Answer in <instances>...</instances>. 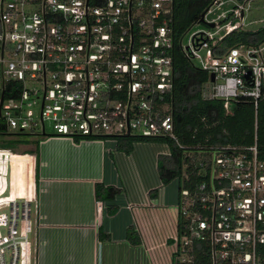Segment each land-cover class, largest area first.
I'll return each mask as SVG.
<instances>
[{
	"label": "built area",
	"instance_id": "1",
	"mask_svg": "<svg viewBox=\"0 0 264 264\" xmlns=\"http://www.w3.org/2000/svg\"><path fill=\"white\" fill-rule=\"evenodd\" d=\"M172 1L0 0V136L109 143L108 154L117 152L116 137L134 135L147 141L132 146L158 144L169 155L167 144L153 140L177 142L167 100L174 85ZM255 1L234 0L212 18L231 2L214 0L203 16L210 30L191 33L182 47L208 74L202 98L222 101L227 112L231 100L249 98L256 107L264 97V43L216 54L227 35L247 26ZM18 157L37 172V153L0 149V264H33L37 179L31 197L11 199ZM210 161L208 182L192 193L177 190L183 225L162 243L168 264H264V151L256 142L219 146ZM103 206L96 201L99 215Z\"/></svg>",
	"mask_w": 264,
	"mask_h": 264
},
{
	"label": "crops",
	"instance_id": "2",
	"mask_svg": "<svg viewBox=\"0 0 264 264\" xmlns=\"http://www.w3.org/2000/svg\"><path fill=\"white\" fill-rule=\"evenodd\" d=\"M104 147L64 138L38 145L37 264H168L162 243L177 227L178 184L163 186L159 180L157 158L166 155L164 147L140 143L128 155L106 154ZM32 170L35 177V164ZM98 183L122 190L104 203L100 215L94 194ZM108 206L117 212L108 215ZM128 227L139 234L140 245L126 241ZM99 230L107 240L99 241Z\"/></svg>",
	"mask_w": 264,
	"mask_h": 264
},
{
	"label": "trees",
	"instance_id": "3",
	"mask_svg": "<svg viewBox=\"0 0 264 264\" xmlns=\"http://www.w3.org/2000/svg\"><path fill=\"white\" fill-rule=\"evenodd\" d=\"M214 0H173L171 4L172 59L174 85L167 97L173 118V135L177 142L168 137L155 138L154 142L167 144L169 155L157 158V174L163 186L178 181L179 190L192 193L198 185L208 182L212 148L219 146L248 147L256 142L264 151V97L257 106L249 98L239 97L229 103V112L220 100H204L202 86L208 82L206 71L195 67L182 50V38L193 25L199 24L200 18ZM264 43V26L248 31L239 29L227 35L218 45V55L227 49L256 47ZM4 137L3 135H1ZM118 151L130 154L133 142H146L134 135L116 137ZM0 149H9L2 144ZM37 153V152H28ZM122 192L113 186L95 185L96 201L108 203ZM157 190L148 195L154 198ZM118 208L108 206L106 213L114 215ZM183 221L179 216L177 229H182ZM99 241L107 240L100 230ZM126 241L132 246L141 244L139 234L132 227L126 229ZM171 241H169L170 243ZM174 264H177L174 261Z\"/></svg>",
	"mask_w": 264,
	"mask_h": 264
},
{
	"label": "rangeland",
	"instance_id": "4",
	"mask_svg": "<svg viewBox=\"0 0 264 264\" xmlns=\"http://www.w3.org/2000/svg\"><path fill=\"white\" fill-rule=\"evenodd\" d=\"M223 1H228V0H223ZM233 7H234V0H231V2H226L222 8L216 10L215 13L210 17L214 18L217 15L221 14L222 12L232 9ZM225 21H219L218 24L222 25L223 23H225ZM245 23L247 24V26H245L244 29L248 31H255L264 26V0H258L250 4V9L249 12L247 13ZM201 29L210 30L206 25L202 23L193 24L183 35L181 42L182 47L184 48L187 45L191 33ZM203 54L204 52L201 53V55ZM191 62L195 67L199 66L197 60L194 59L191 60ZM46 130L47 133L49 134L51 133L50 131L51 129L49 127H46ZM43 139H44L43 137L36 135H23V136L19 135V136H6V137L0 136V145L7 144L9 145V149L15 150L16 152L19 153L37 152L39 145L38 142L42 141ZM117 146L118 145L114 146V149L118 151ZM107 147L111 148V145H109L108 143L105 148L107 149ZM32 171H33L32 162L29 164L25 158L18 157L17 160L13 162L11 199L14 197H20V198L31 197L30 195L31 193H29V191L31 190V186H34V179H36V175L34 177ZM30 223H31V231L29 236L31 243L33 245V250H32L33 264H36L35 258H36L37 243H36L35 234H36V223H37V205L35 203L31 205Z\"/></svg>",
	"mask_w": 264,
	"mask_h": 264
},
{
	"label": "water",
	"instance_id": "5",
	"mask_svg": "<svg viewBox=\"0 0 264 264\" xmlns=\"http://www.w3.org/2000/svg\"><path fill=\"white\" fill-rule=\"evenodd\" d=\"M203 16H204V14L200 18V23H202V24L204 23ZM214 26H215L214 24H209L210 28H213ZM209 79H210V82H214V75L210 74Z\"/></svg>",
	"mask_w": 264,
	"mask_h": 264
}]
</instances>
